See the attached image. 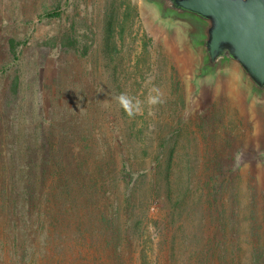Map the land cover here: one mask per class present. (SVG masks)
<instances>
[{"label": "rangeland", "instance_id": "1", "mask_svg": "<svg viewBox=\"0 0 264 264\" xmlns=\"http://www.w3.org/2000/svg\"><path fill=\"white\" fill-rule=\"evenodd\" d=\"M65 31L85 56L45 44ZM192 31L147 0H0V182L35 176L41 144L107 154L152 194L151 240L177 224L185 258H264V100L228 68L198 77ZM153 88L133 117L114 99Z\"/></svg>", "mask_w": 264, "mask_h": 264}, {"label": "trees", "instance_id": "2", "mask_svg": "<svg viewBox=\"0 0 264 264\" xmlns=\"http://www.w3.org/2000/svg\"><path fill=\"white\" fill-rule=\"evenodd\" d=\"M59 15L50 11L42 17ZM72 36L65 31L45 44L85 56L89 47H76ZM16 46L9 41L12 54ZM61 146L35 148V176L1 180L0 264H245L204 251L185 258L177 224L169 225L164 238L151 240L143 220L152 194L134 184L121 186L125 168L112 156ZM246 264H264V258Z\"/></svg>", "mask_w": 264, "mask_h": 264}, {"label": "water", "instance_id": "3", "mask_svg": "<svg viewBox=\"0 0 264 264\" xmlns=\"http://www.w3.org/2000/svg\"><path fill=\"white\" fill-rule=\"evenodd\" d=\"M162 18L186 21L199 55L198 77L222 68L264 100V0H147Z\"/></svg>", "mask_w": 264, "mask_h": 264}, {"label": "clouds", "instance_id": "4", "mask_svg": "<svg viewBox=\"0 0 264 264\" xmlns=\"http://www.w3.org/2000/svg\"><path fill=\"white\" fill-rule=\"evenodd\" d=\"M114 99L118 107L122 109L129 117L141 114L145 103L148 106H156L163 102L162 93L157 88L150 90L149 95L146 97V101H141L138 98L131 97L127 93H121Z\"/></svg>", "mask_w": 264, "mask_h": 264}]
</instances>
